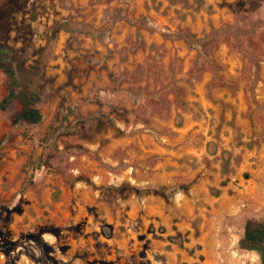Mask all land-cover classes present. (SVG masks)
<instances>
[{
	"label": "rangeland",
	"instance_id": "rangeland-1",
	"mask_svg": "<svg viewBox=\"0 0 264 264\" xmlns=\"http://www.w3.org/2000/svg\"><path fill=\"white\" fill-rule=\"evenodd\" d=\"M0 264H260L264 0H0Z\"/></svg>",
	"mask_w": 264,
	"mask_h": 264
},
{
	"label": "trees",
	"instance_id": "trees-1",
	"mask_svg": "<svg viewBox=\"0 0 264 264\" xmlns=\"http://www.w3.org/2000/svg\"><path fill=\"white\" fill-rule=\"evenodd\" d=\"M9 53L10 47L5 43H0V66L6 76L7 88V93L1 101V107L4 108L12 100L19 99L22 107L13 115V122L38 123L42 119V112L38 106L41 93L25 85L18 71L10 63ZM239 245L245 249L256 250L260 256V264H264V217H251L246 220Z\"/></svg>",
	"mask_w": 264,
	"mask_h": 264
}]
</instances>
